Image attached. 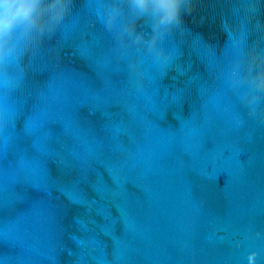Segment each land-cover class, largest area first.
Returning <instances> with one entry per match:
<instances>
[{"label": "water", "instance_id": "obj_1", "mask_svg": "<svg viewBox=\"0 0 264 264\" xmlns=\"http://www.w3.org/2000/svg\"><path fill=\"white\" fill-rule=\"evenodd\" d=\"M0 264H264V0H0Z\"/></svg>", "mask_w": 264, "mask_h": 264}]
</instances>
